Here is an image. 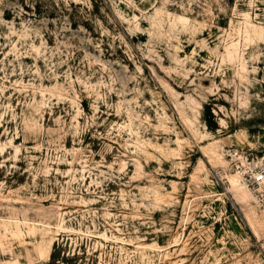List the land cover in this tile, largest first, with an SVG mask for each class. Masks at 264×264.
I'll use <instances>...</instances> for the list:
<instances>
[{
  "label": "rangeland",
  "instance_id": "rangeland-1",
  "mask_svg": "<svg viewBox=\"0 0 264 264\" xmlns=\"http://www.w3.org/2000/svg\"><path fill=\"white\" fill-rule=\"evenodd\" d=\"M261 164L264 0H0V264H264Z\"/></svg>",
  "mask_w": 264,
  "mask_h": 264
},
{
  "label": "built area",
  "instance_id": "built-area-1",
  "mask_svg": "<svg viewBox=\"0 0 264 264\" xmlns=\"http://www.w3.org/2000/svg\"><path fill=\"white\" fill-rule=\"evenodd\" d=\"M254 170L255 171H252L249 177L245 179V184L252 189L254 193L261 195V193H264V165L255 166Z\"/></svg>",
  "mask_w": 264,
  "mask_h": 264
},
{
  "label": "bare ground",
  "instance_id": "bare-ground-1",
  "mask_svg": "<svg viewBox=\"0 0 264 264\" xmlns=\"http://www.w3.org/2000/svg\"><path fill=\"white\" fill-rule=\"evenodd\" d=\"M232 183H233V187H235L234 180H232Z\"/></svg>",
  "mask_w": 264,
  "mask_h": 264
}]
</instances>
